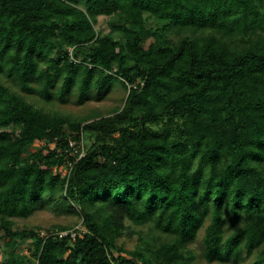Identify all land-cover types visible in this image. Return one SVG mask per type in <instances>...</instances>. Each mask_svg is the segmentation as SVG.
<instances>
[{
  "label": "trees",
  "instance_id": "trees-1",
  "mask_svg": "<svg viewBox=\"0 0 264 264\" xmlns=\"http://www.w3.org/2000/svg\"><path fill=\"white\" fill-rule=\"evenodd\" d=\"M58 79L128 93L86 122L23 95ZM39 206L86 232L14 227ZM203 227L208 261L264 264V0H0V264H192Z\"/></svg>",
  "mask_w": 264,
  "mask_h": 264
},
{
  "label": "rangeland",
  "instance_id": "rangeland-1",
  "mask_svg": "<svg viewBox=\"0 0 264 264\" xmlns=\"http://www.w3.org/2000/svg\"><path fill=\"white\" fill-rule=\"evenodd\" d=\"M108 17L100 16L99 22L97 24V28H99L103 32L109 31L108 25ZM154 23V22H153ZM182 34L179 32H172L170 37L173 42L179 40ZM62 79H58L56 85L53 87V91L55 93V98L51 102H45L39 94L35 93H24L23 95L27 98V100L33 102L39 107H43L49 111L60 112L64 115L71 116L73 118L84 120H92L97 117L106 116L109 114H113L116 110L120 109L124 103L127 96V89L120 81L113 82L108 89L104 92V94H99L96 88L90 91L88 97L84 100L80 101L79 99V91L77 89H73L70 91L67 96L65 102H61L58 96L56 95L59 87L61 86ZM156 127V125H154ZM98 143L95 137H89L87 133H84L83 143L85 145L86 150L89 145L94 142ZM37 147L34 146L33 150ZM63 171L64 168H63ZM56 194L54 197H57ZM44 199H47L45 196ZM14 227L15 228H49L53 226H65L68 229H73L74 227L79 226L83 223V218L79 214H63L57 213L55 210L51 209L49 206H39L36 210L27 218H13ZM209 221H207L208 223ZM206 223V224H207ZM133 229L132 233L127 232L126 235L119 238L118 244L123 246L125 249L132 250L138 243V234L137 232L140 229V226L133 225L131 227ZM3 231L0 229V237ZM134 233V234H133ZM205 233V228L203 227L196 240L193 241L189 247L195 254V260L192 264H233L219 261H208L204 255V242L203 236ZM28 242H22L18 246V250L29 252L28 250ZM6 258V250L3 247L2 239L0 238V260L3 261ZM240 264H252V259L247 258L244 262Z\"/></svg>",
  "mask_w": 264,
  "mask_h": 264
},
{
  "label": "built area",
  "instance_id": "built-area-1",
  "mask_svg": "<svg viewBox=\"0 0 264 264\" xmlns=\"http://www.w3.org/2000/svg\"><path fill=\"white\" fill-rule=\"evenodd\" d=\"M70 148L72 149V153H79V157L83 156L85 154V145L82 141H77V140H71L69 143ZM86 232V227L85 225L82 223L77 227H74L73 229H66V230H59V229H55L53 231H51L50 233L48 232V235H55V236H59V237H65V236H69L72 240H76V238L79 235H82L83 233ZM42 234H47V232L45 230L42 231Z\"/></svg>",
  "mask_w": 264,
  "mask_h": 264
}]
</instances>
